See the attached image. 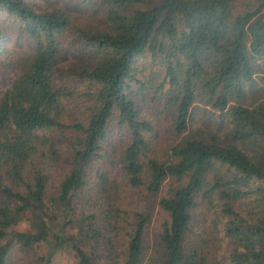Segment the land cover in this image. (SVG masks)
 Here are the masks:
<instances>
[{
    "label": "trees",
    "instance_id": "trees-1",
    "mask_svg": "<svg viewBox=\"0 0 264 264\" xmlns=\"http://www.w3.org/2000/svg\"><path fill=\"white\" fill-rule=\"evenodd\" d=\"M236 1L0 0L34 44L0 97V264H264V0Z\"/></svg>",
    "mask_w": 264,
    "mask_h": 264
},
{
    "label": "rangeland",
    "instance_id": "rangeland-1",
    "mask_svg": "<svg viewBox=\"0 0 264 264\" xmlns=\"http://www.w3.org/2000/svg\"><path fill=\"white\" fill-rule=\"evenodd\" d=\"M34 6L38 8H51L53 5L64 4L72 8L73 13L77 15H82L84 12L80 9V4L78 0H29ZM254 0H237L235 3V8L237 11L243 10L246 6L252 4ZM80 13V14H79ZM0 24L4 26L3 36L0 40V97L3 92L10 87L13 81L16 79L17 71V61L19 57L24 55L25 52L34 48V44L29 41L26 37L22 35L19 30V22L16 17L8 15L5 11L0 10ZM69 42V39L64 40L63 44L66 45ZM68 45V44H67ZM78 47L71 49L70 51L64 52V67L70 66L72 63L73 57L77 54ZM156 105H146L144 110L149 115L153 121L157 124V132L154 135L153 146L157 152H161L168 140H172L174 137L168 131L167 120L164 115H157ZM107 163L101 161L99 166L106 167ZM122 202H129L132 195L128 191L123 192ZM136 202V199L133 198ZM150 206H153V219L148 227V237H152L154 231L158 230L161 222L165 218V213L158 210L156 204H153L152 200H149L148 203ZM24 222H19L14 227L16 229H22ZM38 252H47L46 246L43 245L42 249H38ZM30 253H23L18 250L13 251L12 261L10 264H26L30 260ZM72 257L64 253L63 251H57L53 255L54 264H66L71 261Z\"/></svg>",
    "mask_w": 264,
    "mask_h": 264
}]
</instances>
